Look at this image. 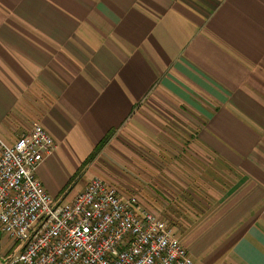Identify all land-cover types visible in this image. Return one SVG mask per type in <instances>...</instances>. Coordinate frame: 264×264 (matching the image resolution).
Wrapping results in <instances>:
<instances>
[{
  "label": "crops",
  "instance_id": "crops-1",
  "mask_svg": "<svg viewBox=\"0 0 264 264\" xmlns=\"http://www.w3.org/2000/svg\"><path fill=\"white\" fill-rule=\"evenodd\" d=\"M35 124L53 198L104 141L194 264H264V0H0V130Z\"/></svg>",
  "mask_w": 264,
  "mask_h": 264
},
{
  "label": "built area",
  "instance_id": "built-area-1",
  "mask_svg": "<svg viewBox=\"0 0 264 264\" xmlns=\"http://www.w3.org/2000/svg\"><path fill=\"white\" fill-rule=\"evenodd\" d=\"M56 149L40 124L14 143L0 130V229L18 244L11 264L195 263L168 222L100 178L53 198L37 170Z\"/></svg>",
  "mask_w": 264,
  "mask_h": 264
},
{
  "label": "rangeland",
  "instance_id": "rangeland-1",
  "mask_svg": "<svg viewBox=\"0 0 264 264\" xmlns=\"http://www.w3.org/2000/svg\"><path fill=\"white\" fill-rule=\"evenodd\" d=\"M105 145L106 142L100 147H97L96 150L91 154L89 158H87L86 162L81 166V168H77V174L73 175L71 178H65L62 182L67 180L65 184H67V193L68 194H75L78 193L83 189L84 183H87V186L94 178H100L112 186L115 184L111 183L109 180V177H112L110 168H112L111 161L109 159L108 155H104L105 152ZM98 150V151H97ZM65 157V156H64ZM63 156L57 158L54 160L53 165L51 166L50 170H48V173L50 174L48 177H54L56 174L57 176H66V164H68V161H66V157ZM65 162V163H64ZM54 173V175H53ZM129 175H131L129 173ZM129 175L126 176L125 173H122V176L119 175V177H123L121 180H125V182H128L127 178H129ZM38 176V173H37ZM127 177V178H126ZM90 178V179H89ZM124 184V183H122ZM86 186V187H87ZM120 186V185H118ZM115 185L119 192L125 197H131V196H138V192H135L133 194L122 190ZM127 186V185H126ZM86 189V188H85ZM63 194V197L66 200L72 199L67 198L68 194ZM128 195V196H127ZM140 201L142 200L139 197ZM18 254V244L14 242L12 239H10L8 236L4 235V233L0 229V264H11L12 260L15 258V256Z\"/></svg>",
  "mask_w": 264,
  "mask_h": 264
},
{
  "label": "trees",
  "instance_id": "trees-1",
  "mask_svg": "<svg viewBox=\"0 0 264 264\" xmlns=\"http://www.w3.org/2000/svg\"><path fill=\"white\" fill-rule=\"evenodd\" d=\"M104 143V141L101 143V146H102V144ZM100 147V146H99ZM98 151V150H97Z\"/></svg>",
  "mask_w": 264,
  "mask_h": 264
}]
</instances>
